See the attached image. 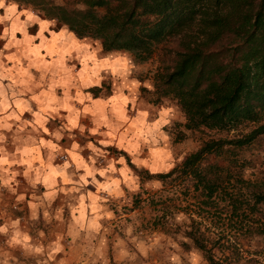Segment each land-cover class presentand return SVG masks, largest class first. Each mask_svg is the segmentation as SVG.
I'll use <instances>...</instances> for the list:
<instances>
[{"label":"crops","instance_id":"crops-1","mask_svg":"<svg viewBox=\"0 0 264 264\" xmlns=\"http://www.w3.org/2000/svg\"><path fill=\"white\" fill-rule=\"evenodd\" d=\"M0 4V264H161L120 211L185 161L175 108L130 53Z\"/></svg>","mask_w":264,"mask_h":264},{"label":"trees","instance_id":"trees-1","mask_svg":"<svg viewBox=\"0 0 264 264\" xmlns=\"http://www.w3.org/2000/svg\"><path fill=\"white\" fill-rule=\"evenodd\" d=\"M11 1L38 9L79 38L101 41L107 53L128 52L138 64L151 61L162 50L154 75L156 103L174 101L188 130L224 132L256 125L241 138L206 142L181 166L158 178H194L203 206L218 215L238 217L241 224L250 216L248 211L264 207V182L258 185L239 177L242 186L237 195H222L217 193V180L209 178L218 167L200 169L207 155L221 156L227 146L229 153L241 150L264 135V0ZM220 173L225 174L221 167ZM199 232L193 226L186 235L209 264H232L235 259L225 250L222 258L216 255L220 244L225 247L220 236L204 237Z\"/></svg>","mask_w":264,"mask_h":264},{"label":"rangeland","instance_id":"rangeland-1","mask_svg":"<svg viewBox=\"0 0 264 264\" xmlns=\"http://www.w3.org/2000/svg\"><path fill=\"white\" fill-rule=\"evenodd\" d=\"M54 1L63 4L61 0ZM34 10L38 11L36 8ZM162 55V50H159L151 61L141 64L142 75L146 76V79L151 77L153 85L154 75L160 66ZM147 95L154 102L158 99L155 88ZM158 104L175 108L178 121L175 127L171 128L170 133L173 134L174 142L180 143V152L187 154L185 158L197 152L210 140L238 139L257 127L254 124H245L238 129L224 132L190 131L186 128L187 120L184 114L174 101L163 100ZM229 149L230 146H227L221 156L207 155L200 166V169L218 167L209 173L210 179L217 180V193L237 195V189L242 186L237 183L239 177L245 182L251 181L261 185L264 182V135L241 150H232L229 153ZM220 167L225 171L224 175L220 173ZM228 174L229 179H227ZM160 180L159 189L148 192L147 197L145 194L144 197L127 202V206L123 205L120 213L125 216L131 214L133 210H138L136 217L142 220L139 222L141 227L138 226V229H141L138 233L140 234L141 230L152 229L144 236L154 234L157 236L161 264H209L203 252L198 250L186 235V232L192 231L193 226L200 228L197 235L220 236V241L222 244L225 243V247L220 244L217 257L222 258V251L225 250L228 257L235 259L232 264H264V207L258 208L259 211L256 213L248 211L250 216L246 218L245 223L241 224L238 217L235 218L226 212L218 215L216 210L203 206L201 202L204 201V197L201 196V190H196L194 178L175 175ZM245 187L244 185L243 188ZM261 210H263L262 215ZM125 217L128 219V216Z\"/></svg>","mask_w":264,"mask_h":264},{"label":"built area","instance_id":"built-area-1","mask_svg":"<svg viewBox=\"0 0 264 264\" xmlns=\"http://www.w3.org/2000/svg\"><path fill=\"white\" fill-rule=\"evenodd\" d=\"M66 159H67L66 156H62V157H60V160H62V161H65ZM151 230H152V229H148L147 231H143V230H141L140 234H141V235H144L145 233L147 234L148 231H151Z\"/></svg>","mask_w":264,"mask_h":264},{"label":"clouds","instance_id":"clouds-1","mask_svg":"<svg viewBox=\"0 0 264 264\" xmlns=\"http://www.w3.org/2000/svg\"><path fill=\"white\" fill-rule=\"evenodd\" d=\"M9 12L15 11L14 6L8 9Z\"/></svg>","mask_w":264,"mask_h":264},{"label":"snow or ice","instance_id":"snow-or-ice-1","mask_svg":"<svg viewBox=\"0 0 264 264\" xmlns=\"http://www.w3.org/2000/svg\"><path fill=\"white\" fill-rule=\"evenodd\" d=\"M0 7H3V4H0Z\"/></svg>","mask_w":264,"mask_h":264}]
</instances>
